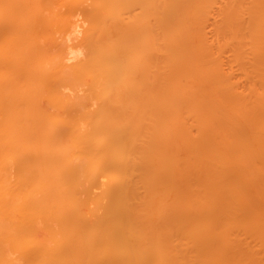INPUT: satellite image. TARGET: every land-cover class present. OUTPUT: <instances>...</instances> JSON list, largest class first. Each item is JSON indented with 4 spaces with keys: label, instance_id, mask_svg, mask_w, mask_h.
I'll list each match as a JSON object with an SVG mask.
<instances>
[{
    "label": "bare ground",
    "instance_id": "6f19581e",
    "mask_svg": "<svg viewBox=\"0 0 264 264\" xmlns=\"http://www.w3.org/2000/svg\"><path fill=\"white\" fill-rule=\"evenodd\" d=\"M0 264H264V0H0Z\"/></svg>",
    "mask_w": 264,
    "mask_h": 264
}]
</instances>
